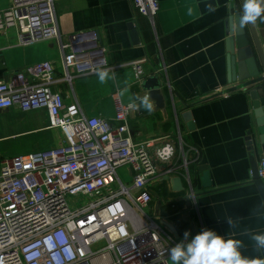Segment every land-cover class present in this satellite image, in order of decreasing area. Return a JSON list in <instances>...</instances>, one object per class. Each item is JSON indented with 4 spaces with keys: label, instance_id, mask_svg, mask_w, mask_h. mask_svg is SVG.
<instances>
[{
    "label": "crops",
    "instance_id": "1",
    "mask_svg": "<svg viewBox=\"0 0 264 264\" xmlns=\"http://www.w3.org/2000/svg\"><path fill=\"white\" fill-rule=\"evenodd\" d=\"M158 1L154 20L140 14L131 0L56 1L64 41L74 33H97L105 68L115 77L106 84L95 74L79 75L73 69L66 79L57 39L24 44L15 29L0 31V81L28 65L51 61L52 89L66 104L77 101L87 116L113 121L116 94L129 104V96L150 94L144 81L158 77L160 104L152 98L157 105L152 114L139 109L128 119L133 140L150 141L152 153L169 141L176 147L171 163L157 164L158 177L150 187L154 218L177 241L185 231L194 236L204 229L242 240L240 251L249 264H264V250H257L248 235L264 232V200L254 183L246 141L253 112L243 90L228 91L237 83L228 63L227 20L240 0H211L217 6L213 13L207 11L209 0ZM10 5L11 0H0V11ZM255 25L264 48V17ZM142 59L144 75L138 82L130 63ZM125 87L129 92L121 96ZM60 132L50 127L46 108L1 109L0 159L14 146L26 154L58 147ZM121 169L129 183L130 170ZM229 218L236 228L230 230Z\"/></svg>",
    "mask_w": 264,
    "mask_h": 264
},
{
    "label": "built area",
    "instance_id": "2",
    "mask_svg": "<svg viewBox=\"0 0 264 264\" xmlns=\"http://www.w3.org/2000/svg\"><path fill=\"white\" fill-rule=\"evenodd\" d=\"M57 0H11L0 11V31L15 29L24 44L57 39L66 79L70 70L95 74L107 66L104 49L93 32L63 40ZM137 11L154 20L158 0H131ZM145 60L133 61L138 82ZM51 61L28 65L0 81V110L18 106L46 108L50 127L63 142L52 149L0 161V264H170L168 250L180 242L146 212L158 163H171L176 147L166 142L133 140L132 111L115 96L113 121L87 116L76 101L66 104ZM187 165V164H186ZM127 167L131 181L118 173ZM264 179V158L258 163Z\"/></svg>",
    "mask_w": 264,
    "mask_h": 264
},
{
    "label": "water",
    "instance_id": "3",
    "mask_svg": "<svg viewBox=\"0 0 264 264\" xmlns=\"http://www.w3.org/2000/svg\"><path fill=\"white\" fill-rule=\"evenodd\" d=\"M243 0L231 12L227 20L228 63L230 75L235 87L228 91L243 90L249 98L254 122L248 131L246 141L251 152L252 175L254 183L264 200V179L258 177L259 156L264 158V48L255 23L240 26L239 18ZM146 89L158 104L161 102L158 77L144 81ZM187 117H191V114ZM180 179L175 181V189L180 186Z\"/></svg>",
    "mask_w": 264,
    "mask_h": 264
},
{
    "label": "clouds",
    "instance_id": "4",
    "mask_svg": "<svg viewBox=\"0 0 264 264\" xmlns=\"http://www.w3.org/2000/svg\"><path fill=\"white\" fill-rule=\"evenodd\" d=\"M206 7L209 13L217 10V6L211 0ZM261 17H264V0H243L239 18L240 26L255 23ZM95 75L100 84H106L115 78L111 70L107 68L96 69ZM128 92L129 88L125 87L119 94L124 96ZM156 106L149 93L143 96H129L128 107L134 111L143 109L146 113L152 114ZM226 220L230 230L237 227L233 219ZM248 235L257 250H264V232ZM243 246L242 240L226 238V235L218 234L212 229H204L194 236L190 231H185L183 239L168 250V256L171 264H249L247 258L241 254L240 249Z\"/></svg>",
    "mask_w": 264,
    "mask_h": 264
},
{
    "label": "rangeland",
    "instance_id": "5",
    "mask_svg": "<svg viewBox=\"0 0 264 264\" xmlns=\"http://www.w3.org/2000/svg\"><path fill=\"white\" fill-rule=\"evenodd\" d=\"M57 131H59V130H57ZM60 133H61V132H60ZM175 138H177V137H175ZM20 148H21V147H18V146H14V147H12V148L10 149V153H8V154L5 153L4 155H2L3 158H11V157L15 156L17 153H20V154H26V153H23V152L21 151ZM0 161H1V159H0ZM118 173H119L120 175H123V174H124V172H123L122 169H119ZM146 212H147L150 216L154 217V212H153V210H152L151 207L146 208ZM170 264H171V262H170Z\"/></svg>",
    "mask_w": 264,
    "mask_h": 264
}]
</instances>
